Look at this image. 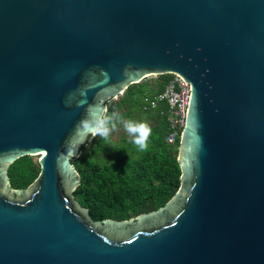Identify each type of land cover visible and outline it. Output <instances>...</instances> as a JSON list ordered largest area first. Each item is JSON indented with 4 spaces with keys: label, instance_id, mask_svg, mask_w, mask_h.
I'll list each match as a JSON object with an SVG mask.
<instances>
[{
    "label": "water",
    "instance_id": "1",
    "mask_svg": "<svg viewBox=\"0 0 264 264\" xmlns=\"http://www.w3.org/2000/svg\"><path fill=\"white\" fill-rule=\"evenodd\" d=\"M163 74L191 85L179 189L95 220L76 125ZM0 264H264V0H0Z\"/></svg>",
    "mask_w": 264,
    "mask_h": 264
},
{
    "label": "trees",
    "instance_id": "2",
    "mask_svg": "<svg viewBox=\"0 0 264 264\" xmlns=\"http://www.w3.org/2000/svg\"><path fill=\"white\" fill-rule=\"evenodd\" d=\"M171 76L158 75L153 77L152 83L144 79L132 84L123 95L107 103L109 114L118 112L124 119L138 121L155 120L146 151L130 157L128 153H123L122 148L130 140L123 139L116 144L112 136L109 141L92 136L89 143L82 147L80 156L73 159L81 175L74 195L90 210L93 219L124 220L156 210L179 189L181 134L175 143H169L168 102L159 101L153 106ZM149 86L152 88L149 89ZM39 173L40 165L34 156H23L9 167L14 188L28 187Z\"/></svg>",
    "mask_w": 264,
    "mask_h": 264
},
{
    "label": "clouds",
    "instance_id": "3",
    "mask_svg": "<svg viewBox=\"0 0 264 264\" xmlns=\"http://www.w3.org/2000/svg\"><path fill=\"white\" fill-rule=\"evenodd\" d=\"M131 136L140 151H146L152 129L147 122L124 119L118 112L108 113L107 109H100L89 105L81 120L77 123L75 131H86L92 136H99L104 141H109L111 134L118 130V125Z\"/></svg>",
    "mask_w": 264,
    "mask_h": 264
},
{
    "label": "built area",
    "instance_id": "4",
    "mask_svg": "<svg viewBox=\"0 0 264 264\" xmlns=\"http://www.w3.org/2000/svg\"><path fill=\"white\" fill-rule=\"evenodd\" d=\"M164 90L156 97L153 106L159 101L169 105V134L167 141L175 143L184 127L188 105L190 103L191 85L182 76L171 74Z\"/></svg>",
    "mask_w": 264,
    "mask_h": 264
},
{
    "label": "rangeland",
    "instance_id": "5",
    "mask_svg": "<svg viewBox=\"0 0 264 264\" xmlns=\"http://www.w3.org/2000/svg\"><path fill=\"white\" fill-rule=\"evenodd\" d=\"M153 77H156V76H150V77L146 78L145 80H148L149 82L152 83L153 82ZM148 88L151 89L152 87L149 86ZM136 121H138V119ZM142 121L147 122L150 125V127L155 124V120L154 119H143ZM111 136H112L113 142L116 143V144L120 143V142H123V139L130 140V141L125 142L124 145H122V148L124 150L123 153H128V155L130 157L138 156L140 153L143 152V151H140L138 149V147L134 143H132V139L133 138L127 134V132L124 130L122 124L118 125V130L114 131L111 134ZM149 146H150V143H149V140H148V147ZM115 152L119 153L117 151H115ZM34 157L38 159V156H34Z\"/></svg>",
    "mask_w": 264,
    "mask_h": 264
}]
</instances>
